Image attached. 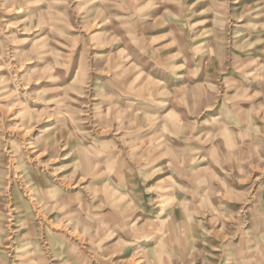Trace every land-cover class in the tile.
Returning a JSON list of instances; mask_svg holds the SVG:
<instances>
[{
  "label": "rangeland",
  "instance_id": "374dc122",
  "mask_svg": "<svg viewBox=\"0 0 264 264\" xmlns=\"http://www.w3.org/2000/svg\"><path fill=\"white\" fill-rule=\"evenodd\" d=\"M0 264H264V0H0Z\"/></svg>",
  "mask_w": 264,
  "mask_h": 264
}]
</instances>
